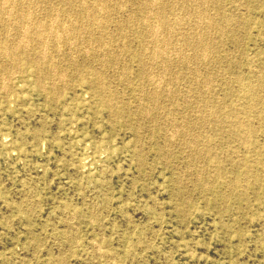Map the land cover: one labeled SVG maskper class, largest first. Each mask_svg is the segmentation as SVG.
I'll use <instances>...</instances> for the list:
<instances>
[{"label":"rangeland","instance_id":"rangeland-1","mask_svg":"<svg viewBox=\"0 0 264 264\" xmlns=\"http://www.w3.org/2000/svg\"><path fill=\"white\" fill-rule=\"evenodd\" d=\"M29 1L0 0V264H264V0Z\"/></svg>","mask_w":264,"mask_h":264},{"label":"bare ground","instance_id":"bare-ground-1","mask_svg":"<svg viewBox=\"0 0 264 264\" xmlns=\"http://www.w3.org/2000/svg\"><path fill=\"white\" fill-rule=\"evenodd\" d=\"M1 1H2V0H1ZM30 1L32 2V0H30ZM30 1H29V2H30ZM43 1H44V0H43ZM45 1H46V0H45ZM61 1H62V0H61ZM70 1H72V0H70ZM103 1H104V0H102V2H103ZM123 1H124V0H123ZM123 1H122V2H123ZM149 1H151V0H149ZM187 1H189V0H187ZM202 1H203V0H202ZM202 1L200 0V1H198V2H202ZM4 2H6V1H4ZM4 2H3L2 4H4ZM21 2H22V1H21ZM21 2H19V3L22 4ZM25 2H27V1H25ZM31 2H30V5L32 4ZM33 2H35V1H33ZM38 2H39V1H38ZM47 2H48V1H47ZM53 2H55V1L53 0ZM64 2H65V1H64ZM64 2H63V3H64ZM66 2H67V4H68V1H67V0H66ZM72 2H73V1H72ZM83 2H84V1H83ZM118 2H119V1H118ZM122 2H120V3H122ZM159 2H160V0H159ZM189 2H190V1H189ZM189 2H188V3H189ZM191 2H192V0H191ZM191 2H190V3H191ZM16 3H17V2H16ZM35 3H36V2H35ZM39 3H40V2H39ZM39 3H38V4H39ZM70 3H71V2H70ZM78 3H79V1L76 3L77 5H76V4H75V5L78 6ZM80 3L82 4L81 1H80ZM105 3H106V2H105ZM105 3H104V4H105ZM153 3H154V1H153ZM161 3H162V2H161ZM183 3H184V2H183ZM196 3H197V2H196ZM202 3H203V2H202ZM202 3H201V4H202ZM5 4H6V3H5ZM23 4H24V3H23ZM26 4H27V3H26ZM33 4H34V3H33ZM44 4H45V3H44ZM46 4H47V3H46ZM53 4H54V3H53ZM61 4H62V2H61ZM61 4H60V5H61ZM72 4H73V3H72ZM72 4H71L70 6H72ZM102 4H103V3H102ZM162 4H163V3H162ZM192 4H194V3H192ZM12 5H13V3H12ZM12 5H11V6H12ZM15 5H16V4H15ZM18 5H19V4H18ZM48 5H49V2H48ZM55 5H56V4H55ZM64 5H65V4H64ZM82 5H83V4H82ZM105 5H106V4H105ZM121 5H122V4H121ZM159 5H160V4H158V6H159ZM195 5H196V4H195ZM195 5H194V7H195ZM198 5H199V4H198ZM205 5H206V4H205ZM0 6H1V5H0ZM13 6H14V5H13ZM20 6H21V5H20ZM26 6H27V5H26ZM117 6H118V5H117ZM158 6H156V7L158 8ZM163 6H164V5H162L161 7H163ZM169 6H170V5H169ZM2 7H3V6H2ZM8 7H9V6H8ZM16 7H17V6H16ZM16 7H15V9H16ZM53 7H54V6H53ZM89 7H91V6H89ZM151 7H152V6H151ZM194 7H193V8H194ZM201 7H202V6L200 5V8H199V9H201ZM12 8H14V7H12ZM17 8L19 9V7H17ZM22 8H23V9H24V8L27 9V8H29V7H25V4H24ZM54 8H55V9L57 8V10L59 9L58 7H54ZM68 8H71V7H68ZM78 8H79V6H78ZM146 8H149V7L146 6ZM166 8H167V7H166ZM170 8H171V7H170ZM172 8H173V7H172ZM191 8H192V7H190L189 10H190ZM202 8H203V7H202ZM205 8H206V7H205ZM6 9H7V7H6ZM18 9H17V12L19 11ZM23 9H22V10H23ZM51 9H52V8H51ZM74 9H77V7H75ZM82 9H83V8H82ZM87 9H90V8H87ZM159 9H161V8H159ZM174 9H175V8H174ZM187 9H188V7H187ZM7 10H8V9H7ZM10 10H11V9H10ZM60 10H61V9H60ZM69 10H71V9H69ZM156 10H157V9H156ZM164 10H165V9H164ZM164 10H163V11H164ZM166 10H167V9H166ZM172 10H173V9H171L170 11H172ZM189 10H188V11H189ZM197 10H198V8H197ZM197 10H195V11L198 12ZM205 10H206V9H205ZM5 11H6V10H5ZM8 11H9V10H8ZM48 11H49V10H48ZM51 11L53 12V10H50V12H51ZM63 11H64V9H63ZM82 11H84V10H82ZM85 11H86V10H85ZM6 12H7V11H6ZM14 12H15V11H14ZM50 12H48V13H50ZM59 12H60V11H59ZM78 12H79V11H78ZM78 12H77V10H76V13H78ZM89 12H90V11H89ZM91 12H92V11H91ZM146 12H147V11H146ZM151 12H152V11H151ZM155 12H157V11H155ZM159 12L161 13L160 10H159ZM159 12H157V13H159ZM189 12H190V11H189ZM189 12H188V13H189ZM19 13H20V12H19ZM22 13H23V11H22ZM22 13H21L20 15H22ZM54 13H56V11H55ZM82 13H83V12H82ZM85 13H86V12H85ZM94 13H95V12H94ZM148 13L150 14V12H148ZM157 13H156V14H157ZM191 13H192V12H191ZM199 13H201V12H199ZM199 13H198V14H199ZM204 13H205V12H204ZM206 13H207V12H206ZM7 14H8V13H7ZM66 14H67V13H66ZM68 14H69V13H68ZM70 14H71V13H70ZM70 14H69V15H70ZM79 14H81V13H79ZM92 14H93V12H92ZM92 14H91V15H92ZM154 14H155V13H154ZM156 14H155V15H156ZM189 14H190V13H189ZM208 14H209V13H208ZM208 14H207V15H208ZM9 15H10V14H9ZM15 15H16V13H15ZM15 15H14V16H15ZM20 15H18V16L20 17ZM146 15H147V14H146ZM151 15H152V14H151ZM193 15H194V14H193ZM200 15H201V14H200ZM200 15H198V17H200ZM0 16H2V14H0ZM4 16H5V15H4ZM12 16H13V15H12ZM12 16L10 17L11 19H13V18L16 19V18H17V16H16V17H12ZM51 16H52V14H51ZM70 16H71V15H70ZM82 16H83V15H82ZM85 16H86V15H85ZM143 16H145V15H143ZM201 16H202V15H201ZM203 16H204V15H203ZM205 16H206V15H205ZM205 16H204V17H205ZM21 17H22V16H21ZM48 17H49V16H48ZM80 17H81V16H80ZM155 17H156V16H155ZM159 17H160V14L158 15L157 18L159 19ZM174 17H175V16H174ZM174 17H173V18H174ZM198 17H195V18H198ZM215 17H216V16L214 15V18H215ZM50 18H51V17H50ZM50 18H49V19H50ZM75 18H76V17H75ZM77 18H78V16H77ZM82 18H83V17H82ZM84 18H85V17H84ZM84 18H83V19H84ZM147 18H148V16H147ZM160 18H161V17H160ZM162 18H163V16H162ZM173 18H171V19H173ZM202 18H203V17H202ZM205 18L207 19L208 17L206 16ZM212 18H213V17H212ZM15 19H14V20H15ZM19 19H20V18H19ZM145 19H146V17L144 18V22H146ZM155 19H156V18H155ZM163 19H164V18H163ZM174 19H178V18L175 17ZM179 19H180V18H179ZM206 19L203 18V21L206 20ZM2 20H3V18H2ZM5 20H6V19H5ZM5 20H4V22H5ZM8 20H10V19H8ZM16 20H17V19H16ZM85 20H86V18H85ZM104 20H105V19H104ZM106 20H107V19H106ZM110 20H111V19H110ZM110 20H107V21H110ZM137 20H138V19H137ZM159 20H160V19H159ZM164 20H165V19H164ZM180 20H181V19H180ZM195 20H196V19H195ZM197 20H198V19H197ZM199 20H200V18H199ZM0 21H1V20H0ZM82 21H83V20H82ZM82 21H81V23H82ZM107 21H106V22H107ZM153 21H154V19H153ZM166 21H167V20H166ZM216 21H217V20H215V23H216ZM106 22H104V23H106ZM154 22H155V21H154ZM154 22H153V23H154ZM156 22L158 23V20H157V19H156ZM167 22H170V21L168 20ZM181 22H182V21H181ZM199 22H200V21H199ZM201 22H202V20H201ZM201 22H200V24H201ZM208 22H209V21H208ZM218 22H219V21H218ZM2 23H3V22H1V24H2ZM107 23H109V22H107ZM170 23H171V22H170ZM176 23H177V25H179V24H178L179 22H176ZM183 23H184V22H183ZM197 23H198V22H197ZM205 23H206V21L204 22V25H205ZM210 23L213 24V22H212L211 20H210ZM210 23H209V25H211ZM6 24H8V25L6 26V27H8L10 23L6 22ZM12 24H13V23H12ZM12 24H11V25H12ZM58 24H59V23H58ZM58 24H57V25H58ZM60 24H62V22H61ZM60 24H59V25H60ZM68 24H69V23H68ZM68 24H67V25H68ZM70 24H71V23H70ZM143 24H144V23H143ZM155 24H156V23H155ZM159 24H160V23H159ZM173 24H175V22H174ZM173 24L171 23L172 26H173ZM206 24L208 25V23H206ZM217 24H218V23H217ZM217 24H216V25H217ZM11 25H10V26H11ZM51 25H52V24H51ZM65 25H66V24H65ZM95 25H96V24H95ZM167 25L171 26L170 24H167ZM167 25L164 26V23H163L162 26H164V28H163V27H162V28H163V29H165V27L167 28ZM182 25H183V24H182ZM193 25H194V24H193ZM202 25H203V22H202ZM55 26H56V25H55ZM62 26H64V25H62ZM70 26H72V25H70ZM73 26H74V25H73ZM73 26H72V27H73ZM153 26H154V25H153ZM153 26H152V28H153ZM160 26H161V25H160ZM169 26H168V27H169ZM172 26H171V27H172ZM175 26H176V24H175ZM197 26H198V28H199V26H201V25H198V24H197ZM6 27L4 28L5 30H6ZM50 27H51V26H50ZM58 27L60 28V26H58ZM64 27H65V26H64ZM82 27H84V26H82ZM120 27H122V26H120ZM149 27H151V26H149ZM157 27H158V26H157ZM177 27H181V26L179 25V26H177ZM192 27H193V26H192ZM195 27H196V26H195ZM204 27H206V25H205ZM212 27L215 28V27H217V26H213V25H212ZM10 28H12V26H11ZM61 28H63V27H61ZM69 28H71V27L68 26V31H69ZM172 28H173V32H175L174 29H175L176 27H172ZM190 28H191V27H190ZM196 28H197V27H196ZM198 28H197V29H198ZM47 29H48V28H47ZM56 29H57V27H56ZM83 29H85V27L82 28V31H83ZM146 29H147V28H146ZM157 29H158V28H157ZM159 29H160V28H159ZM167 29H168V28H167ZM167 29H166V30H167ZM169 29H170V27H169ZM194 29H195V28H194ZM199 29H200V28H199ZM211 29H212V28H211ZM219 29H220V28H219ZM229 29H230V28H229ZM8 30H9V29H8ZM22 30H23V29H22ZM58 30H60V29H58ZM63 30H64V29H63ZM89 30H90V29H89ZM89 30H88V31H89ZM92 30H93V29H92ZM119 30H120V29H119ZM122 30H123V29H122ZM175 30H176V29H175ZM190 30H191V29H190ZM9 31H10V30H9ZM17 31H18V30H17ZM23 31H24V30H23ZM25 31H26V30H25ZM25 31H24V32H25ZM43 31H44V28H43ZM43 31H42V32H43ZM48 31H51V29H49ZM55 31H56V30H55ZM60 31H62V30H60ZM66 31H67V29H66ZM82 31H81V32H82ZM88 31H87V33H88ZM150 31H151V30H150ZM152 31H153V29H152ZM169 31H170V30H169ZM195 31H197V30L195 29ZM6 32H8V31L6 30ZM18 32H19V33H18V35H19V34H21L20 32H22V31L20 30V31H18ZM42 32H40V33H42ZM46 32H47V31H46ZM53 32H54V31H53ZM148 32H149V31H148ZM159 32H160V31H159ZM162 32H163V31H162ZM162 32H160L159 34L162 35V34H163ZM164 32H165V31H164ZM173 32H172V33H173ZM190 32H191V31H190ZM192 32H193V30H192ZM16 33H17V32H16ZM33 33L35 34V32H33ZM37 33H38V32H37ZM89 33L91 34V31H90ZM121 33H122V32H121ZM150 33H151V32H150ZM161 33H162V34H161ZM166 33H167V32H166ZM199 33H200V32H199ZM199 33H198V34H199ZM5 34H8V33H5ZM14 34H15V32H14ZM54 34H55V33H54ZM54 34H53V35H54ZM155 34H156V33H155ZM170 34H171V31H170ZM187 34H188V33H187ZM191 34H192V33H191ZM194 34H195V33H194ZM198 34H197V32H196V36H197V37H198ZM203 34H204V32H203ZM220 34H222V33H220ZM2 35H3V34H2ZM8 35H9V34H8ZM35 35H37V34H35ZM35 35H34V36H35ZM44 35H45V34H44ZM48 35H49V33H48ZM88 35H89V34H88ZM151 35H152V34H151ZM167 35H168V34H167ZM192 35H193V34H192ZM192 35H190V36H192ZM201 35H202V34H200V36H201ZM206 35H207V34H206ZM206 35H205V36H206ZM21 36H22V35H21ZM41 36H42V34H41ZM49 36H50V35H49ZM49 36H48V37H49ZM149 36H150V35H149ZM152 36H153V35H152ZM165 36H166V35H165ZM165 36H164V38L167 39ZM180 36H181V35H180ZM183 36H184V35H183ZM202 36H203V35H202ZM202 36H201V37H202ZM4 37H5V36H4ZM18 37H19V36H18ZM23 37H24V36H23ZM39 37H40V34H39ZM42 37H45V36H42ZM48 37H47V38H48ZM89 37H90V36H89ZM161 37H162V36H161ZM178 37H179V36H178ZM181 37H182V36H181ZM194 37H195V36H193L192 38H194ZM221 37H222V36H221ZM5 38H6V37H5ZM16 38H17V37H16ZM49 38H50V37H49ZM49 38H48V39H49ZM100 38H101V37H100ZM154 38H155V37H153V39H154ZM189 38H190V37H189ZM34 39H35V38H34ZM40 39H41V38H40ZM43 39H44V38H43ZM89 39H90V38H89ZM89 39H88V40H89ZM158 39H159V38H158ZM179 39H180V38H178V40H179ZM181 39H182V38H181ZM187 39H188V38H187ZM199 39H200V38H199ZM208 39H209V38H208ZM0 40H1V38H0ZM35 40H37V39H35ZM103 40H104V42H105L106 39L103 38L102 40H100V42L103 41ZM8 41H11V40H8ZM18 41H19V40H18ZM37 41H38V40H37ZM40 41H41V40H40ZM51 41H52V40H51ZM54 41H57L56 38H55ZM97 41H98V40H97ZM156 41H157V40H156ZM159 41H160V40H159ZM164 41H165V40H164ZM164 41H162V43H163ZM188 41H189V40H188ZM190 41H191V40H190ZM194 41H195V39L193 40V42H194ZM1 42H2V40H1ZM1 42H0V43H1ZM16 42H17V41H16ZM42 42H43V41H42ZM45 42H47V41H45ZM52 42H53V41H52ZM88 42H92V41H88ZM150 42L152 43V41H150ZM153 42H154V41H153ZM165 42H166V41H165ZM165 42H164V44H165ZM170 42H171V41H170ZM193 42H192V43H193ZM195 42H196V41H195ZM206 42H207V41H206ZM2 43H3V42H2ZM10 43H11V42H10ZM10 43H9V44H10ZM14 43H15V41H14ZM14 43H13V44H14ZM17 43H18V42H17ZM19 43H20V42H19ZM19 43H18V44H19ZM36 43H38V42H36ZM57 43H58V41H57ZM101 43H102V42H101ZM180 43H181V42H180ZM183 43H184V41H183ZM185 43H186V42H185ZM189 43H190V42H189ZM204 43H205V41H204ZM207 43H208V42H207ZM6 44H7V42H6ZM38 44H39V43H38ZM156 44H157V42H156ZM156 44H155V48L157 47ZM159 44H160V43H159ZM164 44H162L161 46H163ZM167 44H168V43H167ZM193 44H194V43H193ZM197 44H198V42H197ZM202 44H203V43H202ZM15 45H17V44H15ZM40 45H41V44H40ZM43 45H44V44H43ZM88 45H90V43H89ZM99 45H100V44H99ZM101 45H102V44H101ZM147 45H148V44H147ZM170 45H171V44H170ZM182 45H183V44H182ZM190 45H191V44H190ZM190 45H188V46H190ZM203 45H204V44H203ZM203 45H202V48H203ZM208 45H209V44H208ZM6 46H7V45H6ZM6 46H5V47H6ZM10 46H11V45H10ZM13 46H14V45H13ZM44 46H45V45H44ZM184 46H185V44H184ZM194 46H195V47H193V48H196V45H195V44H194ZM197 46H198V45H197ZM206 46H207V45H206ZM206 46H205V47H206ZM0 47H1V46H0ZM15 47H16V46H15ZM15 47H14V48H15ZM42 47H43V46H41V48H42ZM56 47H57V46H56ZM145 47H146V46H145ZM153 47H154V45H153ZM153 47H152V52H153V49H154ZM158 47H159V46H158ZM158 47H157V48H158ZM190 47H191V46H190ZM190 47H188V48L190 49ZM198 47H199V46H198ZM205 47H204V48H205ZM143 48H144V46H143ZM147 48H148V46H147ZM162 48H163V47H162ZM206 48H208V47H206ZM206 48H205V49H206ZM213 48H214V46H213ZM5 49H7V47H6ZM8 49H9V48H8ZM159 49H160V48H159ZM163 49H164V48H163ZM167 49H168V48H167ZM198 49H200V48H198ZM198 49L196 48V50H198ZM210 49H211V47H210ZM210 49H209V51H210ZM120 50H121V49H120ZM157 50H158V49H157ZM160 50H161V49H160ZM185 50H186V49H185ZM191 50H192V49H191ZM196 50H195V52H196ZM2 51H3V49H2ZM7 51H8V50H7ZM155 51H156V49H154V52H155ZM161 51H162V50H161ZM192 51H193V50H192ZM200 51H201V50H200ZM203 51H204V50H203ZM203 51H202V52H203ZM205 51H206V50H205ZM14 52H15V51H14ZM56 52H57V51H55V53H56ZM198 52H199V51H198ZM202 52H201V53H202ZM3 53H4V52H3ZM107 53H108V52H107ZM118 53H119V52H118ZM122 53H123V52H122ZM150 53H151V52H150ZM161 53H162V52H161ZM163 53H164V52H163ZM6 54H8V52H7ZM17 54H18V53H17ZM19 54H20V53H19ZM22 54H23V53H22ZM41 54H42V53H40L39 56H41ZM96 54H97V53H96ZM110 54H112V53L110 52ZM193 54H194V53H193ZM204 54H205V53H203L202 55H204ZM54 55H55V54H54ZM104 55L106 56V54H104ZM116 55H117V54H116ZM116 55H115V56H116ZM149 55H150V54H149ZM157 55H158V54H157ZM161 55H162V54H161ZM164 55H165V54H164ZM164 55H163V56H164ZM197 55H198V54H197ZM202 55H201V56H202ZM49 56H50V54H49ZM51 56H52V55H51ZM105 56H104V57H105ZM111 56H112V55H111ZM120 56H121V54H120ZM150 56H151V55H150ZM153 56H154V53H153ZM155 56H156V52H155ZM163 56H161L160 58H162ZM168 56H169V55H168ZM195 56H196V55H195ZM42 57H43V56H42ZM42 57H41V58H42ZM158 57H159V56H158ZM204 57H205V56H204ZM17 58H18V56H17ZM101 58H102V56H101ZM115 58H116V57H115ZM117 58H118V56H117ZM117 58H116V59H117ZM163 58H164V57H163ZM196 58H197V57H196ZM11 59L15 60V57H13V55H12ZM38 59H40V57H39ZM103 59H104V58H103ZM194 59H195V58H194ZM200 59H201V58H199V60H200ZM203 59H204V58H203ZM152 60H153V59H152ZM160 60H161V59H160ZM195 60H196V59H195ZM197 60H198V59H197ZM10 61H12V60H10ZM168 61H169V60H168ZM16 62H17V61H16ZM23 62H25V64H26V63H30V64L32 65V67H33V65H34V66H35L36 68H38V69H40V68L42 67V65H41L40 63L38 64L39 61H38V62H37L36 60L31 61V60H30V57L28 58V56L25 57V58L23 59ZM160 62H162V61H160ZM163 62L165 63V61H163ZM163 62H162V63H163ZM9 63H11V62H9ZM47 63H50V62L48 61ZM162 63H161V64H162ZM169 63H170V62H168V64H169ZM14 64H15V62H14ZM17 64L19 65L20 63L17 62ZM17 64H16V66H17ZM53 64H54V63H53ZM53 64H52V67H54ZM166 64H167V62H166ZM166 64H165V65H166ZM7 65H8V64H7ZM9 66H12V65H9ZM114 66H115V65H114ZM160 66H161V65H160ZM163 66H164V64H163ZM167 66H169V65H167ZM5 67H6V66H5ZM103 67H104V66H103ZM112 67H113V66H112ZM7 68H8V66H7ZM10 68H11V67H10ZM54 68H55V67H54ZM166 68H168V67H166ZM122 69H124V67H122ZM164 69H165V68H164ZM164 69H163V71H164ZM8 70H9V69H8ZM124 70H125V69H124ZM143 70H144V69H143ZM145 70H146V69H145ZM147 70H148V68H147ZM125 71H126V70H125ZM51 72H52V70H51ZM145 72H146V71H145ZM38 73H39V72H38ZM120 73H121V72H120ZM50 74H52V73H50ZM148 74H149V73H148ZM36 75H37V74H36ZM121 75H122V77H123L124 73L122 72ZM143 75H144V74H143ZM143 75H142V76H143ZM149 75H150V74H149ZM47 76H48V75H47ZM118 76H119V74H118ZM94 77H95V76H94ZM120 77H121V76H120ZM147 77H148V76H147ZM147 77H145V78H147ZM42 78H43V77H42ZM124 78H125V77H124ZM149 78H150V77H149ZM149 78H147V81H148ZM36 79H37V78H36ZM39 79H40V78H39ZM43 79H44V78H43ZM37 80H38V79H37ZM37 80H36V81H37ZM50 80H51V79H50ZM100 80H101V79H99L98 81H100ZM100 82H102V81H100ZM38 83H39V82H38ZM50 83H51V82H50ZM201 85H203V84H201ZM201 85H200V86H201ZM50 86H52V85H50ZM198 86H199V85H198ZM204 86H205V85H204ZM204 86H203V87H204ZM201 88H202V87H201ZM51 89H52V88H51ZM98 90H99V89H98ZM140 90H141V89H140ZM199 90H200V89H199ZM201 90H202V89H201ZM204 90H206V89H204ZM149 91H150V89H149ZM143 92H144V91H143ZM153 92H155V91H153ZM198 92H199V91H198ZM147 93H150V92L147 91L146 94H147ZM156 93H157V91H156ZM165 93H166V92H165ZM167 93H169V92H167ZM152 94H153V93H152ZM158 94H159V93H158ZM170 94H171V93H170ZM154 95H155V94H154ZM168 95H169V94H168ZM168 95H167V96H168ZM151 96H152V98L154 97L153 95H151ZM156 97H157V96H156ZM157 98H158V97H157ZM153 99H154V98H153ZM155 99H156V98H155ZM155 101H156V100H154V102H155ZM240 102H241V101H240ZM110 103H111V102H110ZM114 103H115V102H114ZM115 104H116V103H115ZM111 106H112V105H111ZM113 106H114V105H113ZM233 108H234V107H233ZM239 108H240V107H239ZM235 110H236V108H235ZM247 111H248V110H247ZM144 114H145V113H144ZM142 116H143V115H142ZM239 117H240V116H239ZM185 118H186V117H185ZM241 118H242V117H241ZM183 120H184V119H183ZM186 120H187V118H186L184 121H186ZM244 120H245V119H244ZM250 121H251V120H250ZM187 123H188V122H187ZM240 123H241V122H240ZM185 124H186V123H185ZM193 124H194V122H193ZM243 124H244V123H243ZM215 125H216V124H215ZM187 126H188V125H187ZM242 126L244 127V125H242ZM189 127H190V126H189ZM186 128H187V127H186ZM235 128H236V127H235ZM240 128H241V127H240ZM230 130H231V128H230ZM245 137H246V136H245ZM245 137H244V138H245ZM204 138H205V137H204ZM207 144H208V142H207ZM204 150H205V149H204ZM205 151H206V150H205ZM235 185H236V184H235ZM95 246H96V245H95ZM97 248L99 249L98 246H97ZM96 250H97V249H96ZM99 250H101V249H99ZM97 251H98V250H97ZM101 251H103V250H101ZM96 253H97V252H96ZM98 253H99V252H98ZM102 253H103V252H102ZM109 255H110V254H109ZM110 256H111V255H110ZM111 259H112V258H111ZM114 264H115V263H114Z\"/></svg>","mask_w":264,"mask_h":264}]
</instances>
